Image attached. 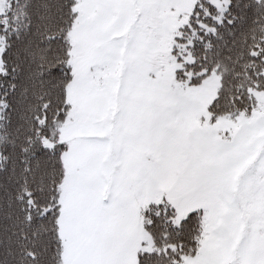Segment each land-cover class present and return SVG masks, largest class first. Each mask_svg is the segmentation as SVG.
Masks as SVG:
<instances>
[{
    "label": "rangeland",
    "instance_id": "rangeland-1",
    "mask_svg": "<svg viewBox=\"0 0 264 264\" xmlns=\"http://www.w3.org/2000/svg\"><path fill=\"white\" fill-rule=\"evenodd\" d=\"M76 1L61 264H136L150 242L142 212L159 203L176 221L207 215L209 235L184 264H264V92L249 115L214 122L216 78L176 83L169 49L195 0Z\"/></svg>",
    "mask_w": 264,
    "mask_h": 264
},
{
    "label": "trees",
    "instance_id": "trees-1",
    "mask_svg": "<svg viewBox=\"0 0 264 264\" xmlns=\"http://www.w3.org/2000/svg\"><path fill=\"white\" fill-rule=\"evenodd\" d=\"M0 13V264H61L60 186L68 145L60 128L71 110L69 33L76 0H8ZM176 83L217 91L212 121L249 115L264 92V0H195L170 46ZM202 209L180 221L171 204L142 212L150 242L136 264H184L210 223Z\"/></svg>",
    "mask_w": 264,
    "mask_h": 264
}]
</instances>
